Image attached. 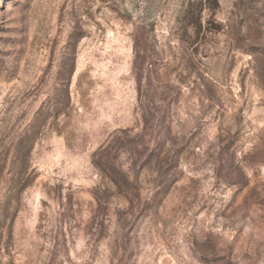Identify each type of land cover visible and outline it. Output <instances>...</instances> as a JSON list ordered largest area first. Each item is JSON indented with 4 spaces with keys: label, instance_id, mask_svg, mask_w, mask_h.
Here are the masks:
<instances>
[{
    "label": "rangeland",
    "instance_id": "rangeland-1",
    "mask_svg": "<svg viewBox=\"0 0 264 264\" xmlns=\"http://www.w3.org/2000/svg\"><path fill=\"white\" fill-rule=\"evenodd\" d=\"M0 264H264V0H0Z\"/></svg>",
    "mask_w": 264,
    "mask_h": 264
}]
</instances>
